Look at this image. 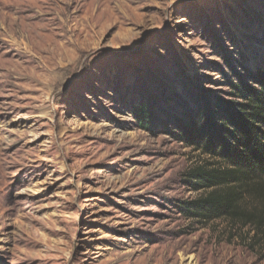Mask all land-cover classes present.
<instances>
[{
    "label": "rangeland",
    "instance_id": "374dc122",
    "mask_svg": "<svg viewBox=\"0 0 264 264\" xmlns=\"http://www.w3.org/2000/svg\"><path fill=\"white\" fill-rule=\"evenodd\" d=\"M262 67L264 0H0V264H264L171 134Z\"/></svg>",
    "mask_w": 264,
    "mask_h": 264
},
{
    "label": "trees",
    "instance_id": "16d2710c",
    "mask_svg": "<svg viewBox=\"0 0 264 264\" xmlns=\"http://www.w3.org/2000/svg\"><path fill=\"white\" fill-rule=\"evenodd\" d=\"M235 75L228 99L201 98L171 133L206 159L184 175L201 195L180 209L197 222L224 220L264 261V67ZM147 108L135 114L141 126L152 124Z\"/></svg>",
    "mask_w": 264,
    "mask_h": 264
}]
</instances>
